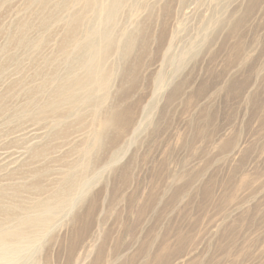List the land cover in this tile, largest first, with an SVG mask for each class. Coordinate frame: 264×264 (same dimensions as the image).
I'll return each mask as SVG.
<instances>
[{
  "label": "rangeland",
  "instance_id": "rangeland-1",
  "mask_svg": "<svg viewBox=\"0 0 264 264\" xmlns=\"http://www.w3.org/2000/svg\"><path fill=\"white\" fill-rule=\"evenodd\" d=\"M0 241L264 264V0H0Z\"/></svg>",
  "mask_w": 264,
  "mask_h": 264
},
{
  "label": "bare ground",
  "instance_id": "bare-ground-1",
  "mask_svg": "<svg viewBox=\"0 0 264 264\" xmlns=\"http://www.w3.org/2000/svg\"><path fill=\"white\" fill-rule=\"evenodd\" d=\"M99 54V53H98ZM103 55V54H102ZM98 61H96L97 63ZM98 65V64H97ZM97 68V67H96ZM97 75V74H96ZM124 113L126 115V111L120 112H113L109 117H108V122L110 121L111 123H120L124 124ZM7 187V186H6ZM5 240V239H4ZM1 242V241H0Z\"/></svg>",
  "mask_w": 264,
  "mask_h": 264
}]
</instances>
